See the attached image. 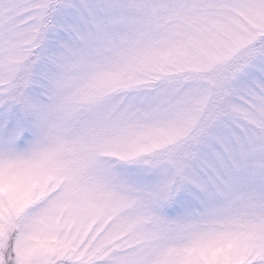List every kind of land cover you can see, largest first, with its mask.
Masks as SVG:
<instances>
[{"label":"snow or ice","instance_id":"6c2138e0","mask_svg":"<svg viewBox=\"0 0 264 264\" xmlns=\"http://www.w3.org/2000/svg\"><path fill=\"white\" fill-rule=\"evenodd\" d=\"M0 264H264V0H0Z\"/></svg>","mask_w":264,"mask_h":264}]
</instances>
